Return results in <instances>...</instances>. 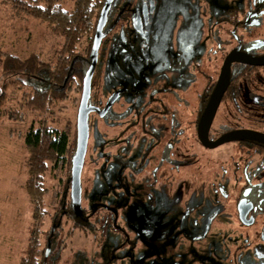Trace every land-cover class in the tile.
I'll return each instance as SVG.
<instances>
[{
  "label": "flooded vegetation",
  "instance_id": "flooded-vegetation-1",
  "mask_svg": "<svg viewBox=\"0 0 264 264\" xmlns=\"http://www.w3.org/2000/svg\"><path fill=\"white\" fill-rule=\"evenodd\" d=\"M214 1L107 5L87 101L92 183L60 213L96 239L72 264H264V64L230 62L199 136L224 58L264 60V0Z\"/></svg>",
  "mask_w": 264,
  "mask_h": 264
},
{
  "label": "rangeland",
  "instance_id": "rangeland-1",
  "mask_svg": "<svg viewBox=\"0 0 264 264\" xmlns=\"http://www.w3.org/2000/svg\"><path fill=\"white\" fill-rule=\"evenodd\" d=\"M20 1L25 0H0V50L10 52L19 58L36 55L38 59L55 67L60 49L63 47V36L53 26L41 19L29 15L20 8ZM19 3V4H18ZM64 8L71 9L73 0H64ZM215 11L220 7L218 0L211 2ZM189 7V5H188ZM189 11L188 8H183ZM93 19H91L92 21ZM193 28L187 30V43L198 42L196 32L201 29V24L196 20ZM181 23V27L185 26ZM201 26V27H200ZM200 28V29H199ZM90 35H83L75 43L74 50L82 55L88 44ZM98 68V67H97ZM0 71V87L5 78ZM97 70H94L91 84L97 87ZM19 77L27 80L29 76L22 73ZM5 82V81H4ZM30 82V80H29ZM3 86V85H2ZM78 79L66 88L61 98H53L44 109L37 111L25 106L24 93L29 90L27 86L9 83L4 87V94L0 102V264H24V259L30 252H34V242L38 249H46L47 231L51 226V219L57 216L59 226L55 229L54 241L49 242V250L44 257V264H72L68 259L75 252L83 251L86 243H91L89 251L94 249L93 233L85 229L79 230L72 225L62 213L64 203L69 200V166H52L51 160L47 161L46 170L42 176L43 193L34 192L33 199L41 197V203L35 208L27 192L29 150L23 142L24 134L30 125L40 123L51 125L59 130H66L70 140L75 133L76 111L80 98ZM91 115H89V118ZM88 152L85 154V165L80 175L81 186L90 189L94 174L96 150L94 142L89 137ZM89 192V191H88ZM87 202V196H85ZM33 237H36L34 240ZM36 246V247H37ZM52 250V251H51ZM58 251V259L51 261V253ZM143 251V249H137ZM56 255V253H55ZM81 259V257L79 256ZM85 261L84 259H81ZM79 260L77 261L78 264ZM76 264V262H75Z\"/></svg>",
  "mask_w": 264,
  "mask_h": 264
},
{
  "label": "trees",
  "instance_id": "trees-1",
  "mask_svg": "<svg viewBox=\"0 0 264 264\" xmlns=\"http://www.w3.org/2000/svg\"><path fill=\"white\" fill-rule=\"evenodd\" d=\"M105 1L73 0L71 9L64 8V0L20 1V8H23L34 18L52 25L63 36L64 42L55 67L38 59L34 54L22 59L10 52L0 50L1 75L9 78L1 84L0 102L4 94V87L9 83L29 87L27 92H23L24 104L37 111L44 109L53 98L63 97L65 89L71 86L73 79H78L79 88H81L83 76L90 62L91 34L95 30L101 8L106 4ZM91 19L93 20L91 21ZM85 34L90 35V39L85 47V52L80 55V52L74 50V45ZM22 73L28 75L29 79L25 80L19 77V74ZM23 142L30 153L27 162L29 175L27 192L34 202L35 208H38L41 197L36 196L35 199L33 197L34 192L40 195L44 191L42 176L46 170L47 161L51 160L53 167L67 165L70 168L75 149L76 132L70 140L66 130H59L51 125L40 123L37 126L30 125L28 127ZM47 234L49 237L51 226ZM33 238L36 240V237ZM37 245V242H34L32 246L34 252H30L27 259H24V264H44L45 248L36 252Z\"/></svg>",
  "mask_w": 264,
  "mask_h": 264
},
{
  "label": "water",
  "instance_id": "water-1",
  "mask_svg": "<svg viewBox=\"0 0 264 264\" xmlns=\"http://www.w3.org/2000/svg\"><path fill=\"white\" fill-rule=\"evenodd\" d=\"M110 1L111 0L105 1L106 4L101 8L100 16L98 18L95 27V33L92 38V45L89 54L90 62L82 79L81 93L76 111V123H75L76 142L70 164V191H71V197L75 202L76 199L79 198V193H80V172L82 168V163H83V158L87 143V136H88L87 117L90 111L97 109L96 107L87 104L90 81L97 60L96 57L97 47L99 45V41L101 38V33L99 32L101 31V28L103 26L105 20V10ZM231 61H240L243 63H251V64H255V63L264 64V60L261 62H251V61H244L238 59L236 55L233 54V52H230L224 58L215 87L213 88L209 101L201 116V120H200L201 127L199 126V128L202 129V131H199V136L202 140L205 137L206 129L211 121V118L214 114V111L217 107L220 97L226 87L229 78V65ZM48 250H49V242L47 241L45 254H47Z\"/></svg>",
  "mask_w": 264,
  "mask_h": 264
}]
</instances>
